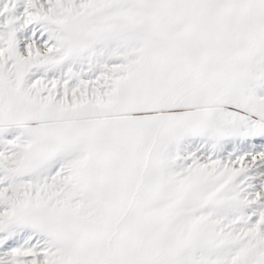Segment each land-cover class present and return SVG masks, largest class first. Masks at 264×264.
Masks as SVG:
<instances>
[{
    "label": "snow or ice",
    "instance_id": "6c2138e0",
    "mask_svg": "<svg viewBox=\"0 0 264 264\" xmlns=\"http://www.w3.org/2000/svg\"><path fill=\"white\" fill-rule=\"evenodd\" d=\"M0 264H264V0H0Z\"/></svg>",
    "mask_w": 264,
    "mask_h": 264
}]
</instances>
